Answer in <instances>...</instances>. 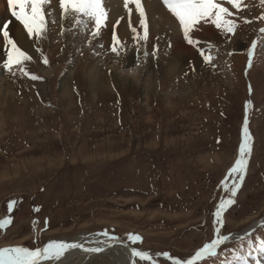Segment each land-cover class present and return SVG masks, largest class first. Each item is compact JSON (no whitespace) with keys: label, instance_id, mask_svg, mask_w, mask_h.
Listing matches in <instances>:
<instances>
[{"label":"rangeland","instance_id":"1","mask_svg":"<svg viewBox=\"0 0 264 264\" xmlns=\"http://www.w3.org/2000/svg\"><path fill=\"white\" fill-rule=\"evenodd\" d=\"M149 1L142 0L145 12ZM156 2L168 11L162 0ZM243 3L247 7L232 19L245 43L234 47L231 38L203 48L212 60L182 67L173 79L164 77L162 88L145 94L148 103L140 97L147 66L142 61L119 64L123 51L113 53L111 42L82 40L63 50L61 40L49 38L37 57L0 72V79L11 83L14 104L26 98L32 111L20 115L12 113L14 106L4 108L0 219L10 216L12 222L0 229V248L32 250L59 236L102 231L145 250L155 264H177L162 253L188 264L216 238L217 227L229 236L259 220L251 233L220 245L216 256L195 264H264V33L259 32L264 19H257L264 5L261 0ZM206 26L214 27H201ZM215 29L223 37L231 34ZM253 40L258 43L249 67ZM95 58L122 75L136 68L139 78L134 86L120 78L114 90L95 94L83 81ZM21 67L42 79L32 80ZM246 114L252 150L235 203L224 211L220 225L214 213L231 197L222 182L229 188L233 183L227 173L238 156ZM12 200L17 203L9 211ZM129 234L142 241L133 243ZM136 263L152 261L137 258ZM85 264L102 263L95 258Z\"/></svg>","mask_w":264,"mask_h":264},{"label":"bare ground","instance_id":"2","mask_svg":"<svg viewBox=\"0 0 264 264\" xmlns=\"http://www.w3.org/2000/svg\"><path fill=\"white\" fill-rule=\"evenodd\" d=\"M156 1L157 0L149 1L150 6L146 4L147 12L145 13L148 25V36L146 40L139 39L138 37L134 39L136 34L132 32V27L136 28L139 36H143V28L139 24L140 17L133 7V12L130 18V27L129 15L121 4V0H105V7L108 10V20L97 36H93L92 34L95 31L93 22L88 21L86 25H77L74 22V18L71 16L62 18L58 0H51L49 4L45 5V10L50 13V15L47 16V30L39 39H36L35 37L29 39L27 37L23 26L11 16V11L7 7V0H0V25L7 24L10 30V35L16 40L17 45L30 56L36 57L39 53L45 51L46 41L49 38H55L57 41L61 40L62 49L65 50L64 47H77L82 40L87 41L90 45L99 40L105 43H112V33L114 31L119 39L123 41V53L121 54L118 63L120 64L121 62L123 65H133L142 61V63L147 66L144 74L146 83L141 89L140 97L148 103L149 95L145 96L148 90L150 91L151 88L156 89L157 87L162 88V79L164 77L171 79L177 72L181 71L182 67L187 69L188 67L199 65L200 61H203L204 59V56L200 54V51L203 50V48H209V45L214 42H217V45H223L227 39L229 40L231 38L234 40L232 45L234 47L245 43L242 36L239 35L241 31L234 34L231 33L229 36H225V38L216 31L215 25L214 27H201L205 24L201 22L202 25H197L191 33V35L200 43L198 46L190 45L184 39L180 25L170 19L171 15H168V11L159 7V4ZM225 6L229 7L231 11H236L235 9H231L230 5L225 4ZM121 17H123V19H121ZM53 21L55 22L53 23ZM117 21H119L118 25L116 24ZM236 36H238L237 39H235ZM203 44L204 46H202ZM126 46L129 47L128 50L126 49ZM8 47L9 46L6 45V42L0 38V72L5 70L3 65L4 61L7 59ZM68 50L64 53L67 54L69 52ZM89 50L90 49H86L85 51ZM203 52L205 55H209V52H205L204 50ZM60 56L62 57V54ZM104 60H108L107 57H105ZM99 61L98 58H95L92 62L90 61L91 63L85 69L83 80L87 89L95 94L101 91L108 92L114 90L117 85L115 83L118 82L120 78H125L126 83L131 84L132 86L135 85L134 80H138L139 78L135 76L137 75L135 74L136 68L134 70V68L131 67V73H124V75H122L123 73L115 71L116 69L114 70V68L102 67ZM78 66L79 63L70 71L71 74L75 75L78 71ZM64 89L65 86H61V93ZM71 92L70 88L66 95ZM13 93L14 90L12 89L8 78L0 79V130L2 131L3 124L5 123L3 118L4 108L5 110H9L10 107L14 106L13 109H15L12 113H20V115L21 113L24 115L29 114V111L32 112L31 110H28L29 104L26 98L25 100L18 101L22 104L15 105L13 101L14 96L12 95ZM40 94L45 96L43 90ZM25 95L29 96L30 94L26 93ZM146 103L144 106H146ZM69 108L70 107L68 106L65 109L69 111ZM257 222L258 220L252 221L241 232L232 233L228 237H243L241 235H244L243 233H246L253 228ZM113 237L115 236L110 235L109 233L105 234V232L90 233L85 231L71 236H59L46 243H67L76 241L86 245L83 246V249H89L90 246H93L94 248H102L103 251L91 252L85 251L81 248L71 249L66 252L65 256L59 261L41 260L40 264H85L89 263L94 257L100 258L102 264H130L133 256H131L129 248L124 247L121 244L113 247H105L106 242ZM42 247L43 246H40V248Z\"/></svg>","mask_w":264,"mask_h":264},{"label":"snow or ice","instance_id":"3","mask_svg":"<svg viewBox=\"0 0 264 264\" xmlns=\"http://www.w3.org/2000/svg\"><path fill=\"white\" fill-rule=\"evenodd\" d=\"M51 0H7V7L11 11V16L15 21H18L23 29L26 31L29 39L35 37L36 39L41 38L47 30V16L50 13L46 12L45 5L49 4ZM59 8L61 9V17L67 18L69 16L74 18V22L77 25H86L88 21L94 23L95 31L92 33L93 36H97L100 33L102 27L106 25L108 20V10L105 7V0H58ZM164 7L175 17L179 22L180 28L183 32V37L188 44L198 46L199 41L195 39L191 33L197 25L203 23H211L216 28L221 29L225 34L235 33L238 24L235 19H232L239 11L246 8L247 5L243 3V0H162ZM225 4L230 5L229 7ZM261 4L264 5V0H261ZM130 5H134L135 11L140 17L139 24L143 28V36H139L135 27H132V32L139 39H147L148 36V25L146 19V13L142 6V0H124V8L129 15V26L131 27V15L133 8ZM86 18V19H84ZM123 19V17H121ZM257 19H264V15H261ZM55 21H53L54 23ZM245 23H251L247 19ZM119 21L116 22L118 25ZM260 33H264V28L259 30ZM0 38L6 42L8 47L7 59L4 61V68L11 71L14 65L22 66L25 61L32 60V57L18 45L16 40L10 35V30L7 24L0 25ZM257 40H253L251 47L248 51L249 62L248 66L251 67L252 57L257 47ZM123 48V41L119 39L116 33H112V46L111 51L116 55L120 54ZM200 54L204 56L206 62H210L212 57L205 55L203 50ZM43 63L47 64L48 60L46 57L43 58ZM21 72L25 75H30L25 71L23 67L20 68ZM32 80L42 79L36 75H30ZM251 91V88L249 89ZM251 105V101L246 102V109ZM248 120L247 114L245 115L244 125L242 129V142L239 145L238 156L234 161L231 168L228 170L227 176L233 178V183L229 188L226 182L224 187L228 188L231 197L226 200H222L214 213L218 224L222 225V216L224 211L235 203V196L242 186L244 177L247 171L248 157L252 150V137L247 127ZM16 201L12 200L8 202V210L12 211L16 205ZM39 211V209H34ZM12 222L11 217H5L0 219V229L5 228ZM34 226L38 224V221H34ZM47 226V220H45V227ZM216 238L209 243H205L196 253L192 260L188 261V264H195L196 261L208 257L216 256L217 248L224 244L228 239V236L220 234V228L215 229ZM107 234V233H105ZM129 240L133 243L142 241V237L138 234H129ZM81 248L83 245L80 244H66L52 242L46 246L40 248L37 247L34 250H30L24 246L16 247H5L0 248V264H40L41 260H61L65 253L71 249ZM85 251L100 252L102 248H91L83 249ZM260 250L264 251V241L260 243ZM161 255L169 257L168 253H162ZM131 256L138 258L143 261H152L155 264L153 257L145 251L133 248L131 250ZM170 258V257H169ZM237 259L243 260V257H237ZM135 264V261H133ZM179 264V261H177Z\"/></svg>","mask_w":264,"mask_h":264},{"label":"water","instance_id":"4","mask_svg":"<svg viewBox=\"0 0 264 264\" xmlns=\"http://www.w3.org/2000/svg\"><path fill=\"white\" fill-rule=\"evenodd\" d=\"M250 231H251V230H250ZM233 239H234V238H229V237H228V239L225 241V243L231 242ZM73 243H75V244H81V243H78V242H76V241H74V242H67L66 244H73ZM118 244H121V245H123L124 247L129 248L130 251H131L133 248H135V247L129 245L128 243L124 242L123 240H121V239L118 238V237H113V238H111L109 241H107L106 244H105V247H113V246L118 245ZM46 245H47V243H44V244H42L41 246L44 247V246H46ZM81 245H83V244H81ZM83 246H86V245H83ZM91 248H94V247H93V246H90L89 249H91ZM136 249H137V248H136ZM138 250H141V249H138ZM141 251H144V250H141ZM168 258H169V257H168ZM93 259H95V257H94ZM135 259H136V257H132V259H131V263H130V264H133V261H135ZM169 259H172V260H175V261H179V260H177V259H175V258H171V257H170ZM179 262H180V261H179ZM135 264H136V262H135Z\"/></svg>","mask_w":264,"mask_h":264}]
</instances>
